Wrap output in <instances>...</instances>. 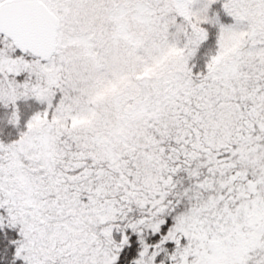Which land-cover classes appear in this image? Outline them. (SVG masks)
I'll return each instance as SVG.
<instances>
[{
	"label": "snow or ice",
	"instance_id": "1",
	"mask_svg": "<svg viewBox=\"0 0 264 264\" xmlns=\"http://www.w3.org/2000/svg\"><path fill=\"white\" fill-rule=\"evenodd\" d=\"M0 264H264V0H0Z\"/></svg>",
	"mask_w": 264,
	"mask_h": 264
}]
</instances>
